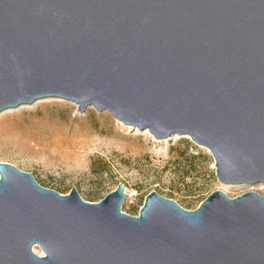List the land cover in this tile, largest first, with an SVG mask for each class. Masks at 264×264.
<instances>
[{
  "label": "water",
  "instance_id": "obj_1",
  "mask_svg": "<svg viewBox=\"0 0 264 264\" xmlns=\"http://www.w3.org/2000/svg\"><path fill=\"white\" fill-rule=\"evenodd\" d=\"M60 98L163 150L189 136L226 185L264 184V0H0V113ZM0 162V264H264V195L156 191L138 215Z\"/></svg>",
  "mask_w": 264,
  "mask_h": 264
},
{
  "label": "rangeland",
  "instance_id": "obj_2",
  "mask_svg": "<svg viewBox=\"0 0 264 264\" xmlns=\"http://www.w3.org/2000/svg\"><path fill=\"white\" fill-rule=\"evenodd\" d=\"M60 98L38 100L0 116V162L33 174L43 187L99 202L119 183L128 190L122 211L138 215L146 195L156 191L187 210L213 191L234 198L264 184L226 185L216 176L211 152L189 136H174L163 150L150 146L148 130L127 132L108 112Z\"/></svg>",
  "mask_w": 264,
  "mask_h": 264
},
{
  "label": "bare ground",
  "instance_id": "obj_3",
  "mask_svg": "<svg viewBox=\"0 0 264 264\" xmlns=\"http://www.w3.org/2000/svg\"><path fill=\"white\" fill-rule=\"evenodd\" d=\"M43 100V99H42ZM24 105H22V106H20L19 108H21V107H23ZM12 109H15V108H10V109H6V110H4V111H2L1 113H0V116L3 114V113H5V112H7V111H10V110H12ZM125 192H126V194L128 195V190H127V188H125Z\"/></svg>",
  "mask_w": 264,
  "mask_h": 264
},
{
  "label": "built area",
  "instance_id": "obj_4",
  "mask_svg": "<svg viewBox=\"0 0 264 264\" xmlns=\"http://www.w3.org/2000/svg\"><path fill=\"white\" fill-rule=\"evenodd\" d=\"M126 193V192H125ZM127 196V195H126Z\"/></svg>",
  "mask_w": 264,
  "mask_h": 264
}]
</instances>
